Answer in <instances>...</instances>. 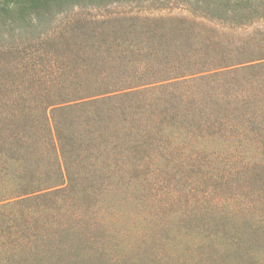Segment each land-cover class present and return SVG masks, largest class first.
Listing matches in <instances>:
<instances>
[{"label":"rangeland","instance_id":"rangeland-1","mask_svg":"<svg viewBox=\"0 0 264 264\" xmlns=\"http://www.w3.org/2000/svg\"><path fill=\"white\" fill-rule=\"evenodd\" d=\"M101 2L0 29V264H264V0Z\"/></svg>","mask_w":264,"mask_h":264},{"label":"trees","instance_id":"trees-1","mask_svg":"<svg viewBox=\"0 0 264 264\" xmlns=\"http://www.w3.org/2000/svg\"><path fill=\"white\" fill-rule=\"evenodd\" d=\"M102 0H0V29H10L21 26H29L34 20L39 22L46 21L52 18V16L69 7L74 3H102ZM125 95L126 93H121ZM115 97L107 96L96 99H87L80 102V106H91L96 108L97 104H108ZM74 105H66L58 107L57 111L63 114L61 119L53 118V126L50 128V140L54 144L55 153L57 158L62 157L63 163L67 165L66 160L72 155L79 156L77 153L80 150L81 143L76 141H81V139L75 136V131L73 130V125L67 121V117L64 116L65 113H69V110L73 108ZM97 109V108H96ZM54 115V111L52 112ZM30 136L23 134L20 138L19 143H16L17 148L29 149L32 147V143L29 139ZM72 147V148H71ZM67 148H71L69 151ZM76 150H78L76 152ZM1 152V149H0ZM67 184L65 182L64 176L60 173L59 180L52 181L50 186L47 188L49 190H31L24 192L22 194L9 193V198L11 197H21V195H29L32 198H38L40 196L57 195L59 193L65 192L71 188V176L68 174V167L66 168ZM27 185V184H26ZM16 193V192H15ZM8 205L2 204V206Z\"/></svg>","mask_w":264,"mask_h":264}]
</instances>
